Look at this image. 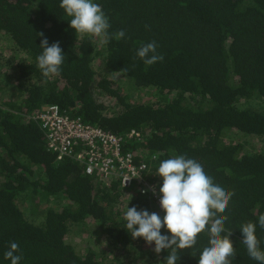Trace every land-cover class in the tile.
<instances>
[{
	"label": "trees",
	"instance_id": "trees-1",
	"mask_svg": "<svg viewBox=\"0 0 264 264\" xmlns=\"http://www.w3.org/2000/svg\"><path fill=\"white\" fill-rule=\"evenodd\" d=\"M94 2L109 18V34L124 29V39L101 45L92 35L76 33L60 0H0V35L12 52L0 55V264H11L5 252L12 242L22 254L19 264H102L107 253L90 243L97 235L89 234L83 248L75 247L70 235L81 237L87 227L97 226L98 239L129 255L134 238L116 206L131 195L136 208L162 211L137 193L138 187L112 180L101 188L100 176L86 174L83 161L58 159L33 119L53 104L61 114L121 137L122 149L133 155L134 164H145L158 193L162 160L185 155L200 162L215 183L234 192L225 212L217 214L228 217L225 228L233 231L232 264H259L249 257L240 229L256 223L264 249L258 224L264 214V151L228 137L236 131L264 139V0ZM44 37L49 45L58 41L65 53L58 76L45 77L37 67ZM150 41L164 59L147 66L136 53ZM96 62L129 78L136 90H154L155 101L128 102L130 94L121 85L98 77ZM97 93L115 98L117 110L107 114ZM21 205L37 213L34 219ZM210 236L205 230L195 246L178 250L177 264H198ZM170 252L162 250L146 264H166Z\"/></svg>",
	"mask_w": 264,
	"mask_h": 264
},
{
	"label": "clouds",
	"instance_id": "clouds-1",
	"mask_svg": "<svg viewBox=\"0 0 264 264\" xmlns=\"http://www.w3.org/2000/svg\"><path fill=\"white\" fill-rule=\"evenodd\" d=\"M60 7L71 17L70 28L76 33L97 37L101 45H107L111 39L121 40L126 37L124 29L109 34V18L102 6L94 0H60ZM37 36L43 37V33H37ZM39 46L42 52L36 57L37 67L45 77L58 76L66 59L59 42L49 45L44 37ZM158 47L155 41L144 43L136 55L145 65L151 66L164 59L163 54L157 51ZM156 175L162 180L159 187L161 209L151 196H144L164 212L163 218L157 212L137 210L135 206L127 207L124 218L132 237L143 238L147 244H154L153 250L157 254L171 249L165 257L166 264H177L178 250L192 248L197 243L198 234L208 230L211 236L208 245L200 253L198 264H232L236 254L231 239L233 231L225 228L228 217L217 214L225 212L234 192L215 183L200 162L185 155H174L162 160ZM108 185L104 183V186ZM209 224L210 229H206ZM258 224L264 229V214L259 216ZM256 227L257 224L251 221L241 226L242 243L251 259L264 264V249L260 246ZM162 228L170 235L162 234ZM17 253H20L19 245L12 242L5 252V258L11 264H19L22 254Z\"/></svg>",
	"mask_w": 264,
	"mask_h": 264
},
{
	"label": "built area",
	"instance_id": "built-area-1",
	"mask_svg": "<svg viewBox=\"0 0 264 264\" xmlns=\"http://www.w3.org/2000/svg\"><path fill=\"white\" fill-rule=\"evenodd\" d=\"M33 119L45 131L47 146L58 153V159L69 156L83 161L85 173L99 175L103 183L113 180L124 187H138L137 193L151 196L160 208V193L146 176L145 164H134L133 155L122 149L121 137L86 124L80 117L61 114L57 105L48 106ZM77 143L80 150L73 149Z\"/></svg>",
	"mask_w": 264,
	"mask_h": 264
},
{
	"label": "rangeland",
	"instance_id": "rangeland-1",
	"mask_svg": "<svg viewBox=\"0 0 264 264\" xmlns=\"http://www.w3.org/2000/svg\"><path fill=\"white\" fill-rule=\"evenodd\" d=\"M94 37V36H93ZM97 38V37H95ZM11 43L9 42V40L7 39V37H4L2 35H0V55L1 56H9L11 55ZM95 71L98 75V77H106L108 79H112L114 81L117 82L118 85H121L123 92L125 93H129L130 97H128V102L131 101L133 103H153L155 101V91L151 90L150 88H141V89H134L131 86L130 80L129 78H125L124 76H120L118 74H111L109 73L107 70H104L101 68L100 66V62H96L95 63ZM98 98L99 101L102 102L103 106L106 109V113L108 114V112H114L117 110V100L113 97H109L106 96L104 93H100L98 94ZM229 135H231V137H228L229 142H240L245 144V142L247 143V147H251L254 146L256 149H259L260 151H264V139L259 138L257 136H253V137H247L246 135H242L241 133H238L236 131H231L229 133ZM101 188H104L103 184H100ZM107 187V186H105ZM131 195H126L123 197V199L120 201V203L116 206V212H117V216L119 219H125L124 218V214L127 210V207H133L136 205L134 204V198L131 197ZM60 200V206L65 203V200L63 198L59 199ZM48 205V204H47ZM55 205V204H53ZM57 206V205H55ZM21 209L24 211V215L29 217L31 216L32 219H34L33 216H35L37 213L35 212L34 214H32L31 211L25 209L24 206L21 205ZM137 210H141V208L138 206ZM153 212H157L161 218H163L164 212L163 211H159L157 209H155L153 207ZM90 225H92V223H89ZM72 228H76L75 230L77 231V227L73 226ZM97 230V233H93L94 230ZM87 231L89 232H83V234L81 235V237H77L74 235H70L72 237L68 238L70 239V242L75 245V247L77 248H83L85 243H86V237L90 235H97V239L94 240V238L92 237L93 241H91L90 243L92 244V246L98 250H104L107 254L106 257L103 258L102 260V264H115L116 263V258H120V260L122 262H124L125 264L133 261V260H139V259H145V261L142 264H146V263H151L152 261L156 260V256L157 253L154 252V244H147L143 238H134L133 243H132V247L131 250L132 252L127 255V250L126 249H111L110 246H107V242L105 241L104 238L98 239V237H100L99 234V230L100 228H98L97 226L94 227H87L86 228ZM70 232H74V231H70ZM162 234H166L168 235L169 233L167 232L166 229L162 228L161 229ZM112 251L113 255L109 254V252ZM114 257V258H113ZM131 259V260H130ZM156 262V261H155ZM157 263V262H156Z\"/></svg>",
	"mask_w": 264,
	"mask_h": 264
}]
</instances>
